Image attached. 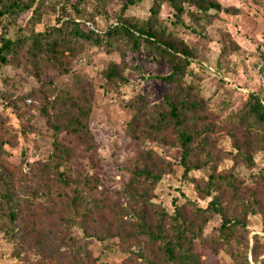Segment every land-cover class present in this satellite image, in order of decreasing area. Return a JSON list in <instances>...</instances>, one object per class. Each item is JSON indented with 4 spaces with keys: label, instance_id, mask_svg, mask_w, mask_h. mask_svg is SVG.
Listing matches in <instances>:
<instances>
[{
    "label": "rangeland",
    "instance_id": "rangeland-1",
    "mask_svg": "<svg viewBox=\"0 0 264 264\" xmlns=\"http://www.w3.org/2000/svg\"><path fill=\"white\" fill-rule=\"evenodd\" d=\"M217 1L224 11L204 14L187 2L177 13L165 0H138L133 5H126V0H0V42L4 34H17L20 40L16 43L21 44L16 53L8 54L7 64L0 63V194L10 189L12 205L20 214V224L0 218V264H56L55 257L64 264L72 261L71 250L78 245L85 246L82 258L103 256L104 264H127L116 241H85L77 228L59 224L48 208L55 191L30 180L31 168L46 163L53 151V130L41 115L43 102L53 100L57 92L75 93L82 85L88 86V128L94 148L87 149L89 137L60 134V143L70 152L72 174L91 176L98 194L114 197L132 168L152 164L161 172L152 200L168 213L185 202L204 208L214 197L229 216L248 212L245 238L242 232H234L224 245L217 235L213 238L220 216L208 219L202 232L206 239L195 243L203 264H239L233 254L246 257L249 264H263L264 224L254 200L264 201V133L250 139L248 153L253 163L247 164L232 157L236 149L229 132L236 126L233 112L250 94L264 104V0ZM11 2L31 7L20 13L3 12V5ZM73 21L100 32L127 22L140 30L150 29L159 42L175 47L179 55L184 52L190 61L186 81L204 100L202 125L214 124L210 142L231 155L206 157L205 149L191 164L208 163L184 175L178 146L165 145L151 134L136 139L129 136L127 123L137 110L158 104L172 91L157 79L170 71L167 57L145 41L134 51L77 41L66 46L63 68L56 71L44 65L37 79L33 67L43 58L33 46L32 36L60 26L66 31ZM112 64L118 65L126 83L103 78L102 72ZM142 112L144 118L149 116L145 109ZM160 158L171 162V168L164 163L159 166ZM210 175L211 194L203 197ZM25 200L30 201L29 206ZM3 202L0 197V208L6 211ZM33 207L39 208L35 210L36 226L25 216ZM67 234L70 239L61 242ZM106 248L110 250L104 255ZM252 251L257 261L252 260Z\"/></svg>",
    "mask_w": 264,
    "mask_h": 264
},
{
    "label": "trees",
    "instance_id": "trees-1",
    "mask_svg": "<svg viewBox=\"0 0 264 264\" xmlns=\"http://www.w3.org/2000/svg\"><path fill=\"white\" fill-rule=\"evenodd\" d=\"M33 1V0H31ZM138 0H126V5H133ZM177 12L183 10L182 3L195 7L198 11L207 14L208 11H224L217 0H165ZM30 4L11 2L3 5V12H24L30 9ZM13 13V12H12ZM152 9V14H155ZM67 23V22H65ZM71 28L66 31L60 27H54L50 32H37L33 35V46L40 51L43 61L34 66L33 75L39 79L44 65H51L50 69L59 71L67 64L64 51L70 44L84 41L96 46H105L117 50L138 49L141 41H145L155 47L157 51L167 57L170 66L168 74L158 76L161 83L171 86L172 91L167 93L158 104L144 106V112L137 110L132 119L127 123L131 138H138L141 134H151L170 146H178L181 150L180 165L183 174L190 170L199 169L208 161L192 165L193 158L205 153L206 157L219 155H231V152H223L216 149L209 140L213 132L214 124H204L202 111L203 96L195 90L192 83L186 81L187 70L190 61L182 52L165 43L159 42L156 34L149 30H140L130 23L122 22L110 26L105 31H97L81 22L73 21ZM17 34H4L0 42V63L9 62L8 54L16 53L18 42ZM123 42V43H121ZM66 47V48H65ZM122 52V51H121ZM26 54L32 57L30 50ZM31 60V58H30ZM102 76L109 82L126 83L127 79L119 71L118 65L112 64L102 72ZM52 82V80H50ZM88 86H79L75 93L66 90L55 93L53 100L43 102L41 115L46 124L53 130L52 147L50 158L41 165L31 168V181L42 183L49 192L55 191L51 200L56 221L65 228H77L83 234L85 241L100 242L106 244L116 241L123 260L127 264H203L200 255L196 252V241L202 242L203 229L208 219L215 214L221 218L220 225L216 228L213 238L217 235L222 245L230 243L234 232H242L245 238L247 229L245 217L247 211L240 216H229L227 208L218 197L212 198L206 207L201 208L185 202L175 208L174 212L168 213L160 204L152 200L154 186L161 179V172L152 164H139L132 168L129 178L116 196H101L96 191L92 177L72 174L68 161L70 160L69 149L60 143V134H78L88 138L90 130L88 120L90 107L88 103ZM236 126L229 132L233 137V147L236 153L233 158L240 157L247 164H251L252 158L248 153L251 145L250 139L261 132L264 133V104L256 94H250L244 105L233 112ZM238 135L241 137L239 138ZM88 150L94 148V140L90 136ZM248 143H250L248 145ZM248 146V148H247ZM152 155V152H147ZM224 156H220L224 158ZM159 166L165 164L168 169L173 165L171 162L158 160ZM52 173V176L49 174ZM229 183V181H227ZM208 187L203 197H208L212 185V175L207 182ZM54 187V190H51ZM6 189L0 194L3 205L7 204L6 211L0 208V218L6 217L11 224H20V214L12 205L13 192ZM259 207L264 224V201L254 200ZM24 204L30 205L25 200ZM25 215L30 223L36 226L35 210ZM25 216L23 217L25 219ZM16 227V226H14ZM216 233V234H215ZM70 235H64L61 242L70 239ZM73 240V239H72ZM85 246H73L70 257L71 262L64 264H104L103 256L99 258H82L81 251ZM110 250L106 248L104 255ZM239 264H249L246 257L241 258L233 254ZM252 260L257 261L254 251L251 252ZM56 264L58 258H54ZM264 264V259H263Z\"/></svg>",
    "mask_w": 264,
    "mask_h": 264
}]
</instances>
